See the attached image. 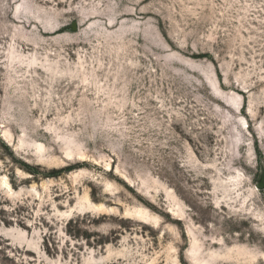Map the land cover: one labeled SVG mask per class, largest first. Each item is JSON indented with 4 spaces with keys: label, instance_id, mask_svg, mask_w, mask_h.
<instances>
[{
    "label": "rangeland",
    "instance_id": "rangeland-1",
    "mask_svg": "<svg viewBox=\"0 0 264 264\" xmlns=\"http://www.w3.org/2000/svg\"><path fill=\"white\" fill-rule=\"evenodd\" d=\"M261 177L264 0H0V264H264Z\"/></svg>",
    "mask_w": 264,
    "mask_h": 264
},
{
    "label": "water",
    "instance_id": "water-1",
    "mask_svg": "<svg viewBox=\"0 0 264 264\" xmlns=\"http://www.w3.org/2000/svg\"><path fill=\"white\" fill-rule=\"evenodd\" d=\"M72 29L75 31L76 30V24L72 25ZM264 187V181H263V177H261L260 181L257 184V188L258 189H262Z\"/></svg>",
    "mask_w": 264,
    "mask_h": 264
}]
</instances>
